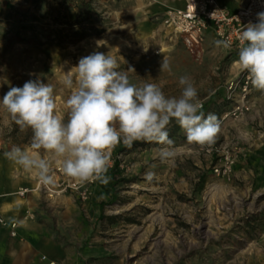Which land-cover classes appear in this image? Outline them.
Segmentation results:
<instances>
[{"label": "rangeland", "instance_id": "obj_1", "mask_svg": "<svg viewBox=\"0 0 264 264\" xmlns=\"http://www.w3.org/2000/svg\"><path fill=\"white\" fill-rule=\"evenodd\" d=\"M150 1L0 0V99L11 86L38 78L55 85L56 112L63 114L70 91L60 81L74 74L79 58L101 51L115 55L132 82L158 83L169 96L180 94L178 78L188 75L205 114L220 121L209 147L189 145L183 130L169 125L180 153L175 163L157 159L158 144H120L106 186H80L53 154L39 150L55 180L40 183L36 194V208L48 217L41 235L58 246L53 264H264V92L251 87L247 109L230 115L227 83L239 71L237 52L213 41L200 57L191 55L162 26L164 8L176 0L148 11ZM163 57L171 72L160 71ZM31 135L0 106V151L7 145L36 151ZM148 170L156 173L151 183L143 178ZM24 188L19 196H35L32 186L18 192Z\"/></svg>", "mask_w": 264, "mask_h": 264}, {"label": "clouds", "instance_id": "obj_2", "mask_svg": "<svg viewBox=\"0 0 264 264\" xmlns=\"http://www.w3.org/2000/svg\"><path fill=\"white\" fill-rule=\"evenodd\" d=\"M256 22L242 26L238 37L239 72L247 73L253 88L264 92V11ZM232 41L216 39L217 48L231 49ZM74 74H65L60 83L70 91L63 114H57L55 85L29 79L22 87L11 86L0 99L2 106L21 130H31V149L13 145L4 157L26 171H34L44 186L55 183L51 161L39 154L47 151L57 158L62 173L80 186L108 185L112 153L123 144L135 142L160 145L157 159L175 163L180 153L169 135L175 122L189 145L209 147L221 131L213 113L205 114L194 81L188 75L178 78L180 94L166 95L158 83H134L118 70L115 55L93 51L79 58ZM160 71L171 72V62L163 57ZM75 85V90L73 86ZM155 167V166H153ZM143 178H156L148 170Z\"/></svg>", "mask_w": 264, "mask_h": 264}, {"label": "built area", "instance_id": "obj_3", "mask_svg": "<svg viewBox=\"0 0 264 264\" xmlns=\"http://www.w3.org/2000/svg\"><path fill=\"white\" fill-rule=\"evenodd\" d=\"M261 11H264V0H245L236 9L223 6L218 0H183L181 6L165 8L162 26L169 35L179 38L185 50L195 57L202 55L208 31L213 33L215 39L232 41V48L227 50L238 52V37L242 26L249 22L255 23L256 14ZM251 87L247 73L239 71L236 78L227 83V98L232 102L228 112L230 115L238 116L247 109V95ZM27 191L24 188L20 194ZM80 199L87 200L84 191L80 193ZM0 224L9 227L12 236L16 235L15 221L0 216Z\"/></svg>", "mask_w": 264, "mask_h": 264}, {"label": "crops", "instance_id": "obj_4", "mask_svg": "<svg viewBox=\"0 0 264 264\" xmlns=\"http://www.w3.org/2000/svg\"><path fill=\"white\" fill-rule=\"evenodd\" d=\"M218 1L229 9H236L241 5L234 0ZM215 40L213 33L208 31L204 44ZM229 52L232 53V51ZM11 147L12 145H7L0 151V216L15 221L17 227L16 235L12 236L9 227L0 224V264H53L60 260L56 256L58 246L41 235L46 227L43 220L48 217L36 208L39 203L38 196L34 193L35 196H20L24 202L17 205L14 196L9 195L18 191L19 188L32 186L37 178L34 171H26L4 157V152ZM5 204L8 205L9 210L2 212V206ZM44 256L46 260H42Z\"/></svg>", "mask_w": 264, "mask_h": 264}, {"label": "bare ground", "instance_id": "obj_5", "mask_svg": "<svg viewBox=\"0 0 264 264\" xmlns=\"http://www.w3.org/2000/svg\"><path fill=\"white\" fill-rule=\"evenodd\" d=\"M182 2H183V0H176L173 5H177V6L178 5H181ZM138 3L141 4V0H138ZM167 5H169V3H166L163 0H152V1L149 2V4L146 5V9H148V11L153 10V9H162L163 7H165ZM146 9L144 10V12H146ZM233 65H235V62H234ZM32 187H33L32 188L33 193L34 194H37L38 188L40 187V182L38 180L35 181L32 184ZM10 194L14 196V200H15V202H16L17 205L23 204L24 201H23L22 197L19 196L20 191L19 192L16 191V192L9 193V195ZM7 208H9L8 205H6V204L3 205L2 206V209H1L2 212H6V210H9Z\"/></svg>", "mask_w": 264, "mask_h": 264}, {"label": "trees", "instance_id": "obj_6", "mask_svg": "<svg viewBox=\"0 0 264 264\" xmlns=\"http://www.w3.org/2000/svg\"><path fill=\"white\" fill-rule=\"evenodd\" d=\"M140 145H142L141 142H135L132 147H137V146H140ZM110 187H111V191H112V199H111V201H113L115 199V190L113 188V185H110Z\"/></svg>", "mask_w": 264, "mask_h": 264}]
</instances>
